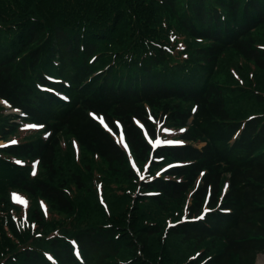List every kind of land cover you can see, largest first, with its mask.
Masks as SVG:
<instances>
[{"label":"trees","instance_id":"16d2710c","mask_svg":"<svg viewBox=\"0 0 264 264\" xmlns=\"http://www.w3.org/2000/svg\"><path fill=\"white\" fill-rule=\"evenodd\" d=\"M238 61L245 85L230 73ZM0 101L26 115L0 106V141L22 133L19 120L43 127L0 147V264H257L264 254V0H0ZM161 126L185 144L155 146L170 137ZM116 136L150 163L123 221L51 232L40 211L18 220L15 193L74 217L62 139L110 170L129 164ZM67 172L79 188L82 169ZM189 196L170 231L152 217ZM15 223L25 231L5 234ZM193 244L217 251L194 258L182 251Z\"/></svg>","mask_w":264,"mask_h":264},{"label":"rangeland","instance_id":"374dc122","mask_svg":"<svg viewBox=\"0 0 264 264\" xmlns=\"http://www.w3.org/2000/svg\"><path fill=\"white\" fill-rule=\"evenodd\" d=\"M241 61H238L239 65L231 64L229 69L234 79L238 80L240 84L245 85V82L239 73V67H242L241 65L245 63L244 61H242L243 63ZM249 67L251 69L249 77L253 78L255 77V71L252 66L249 65ZM248 104L242 105L241 109L246 111ZM0 106L6 108L7 105L5 106V104L0 101ZM8 112L11 113V110H8ZM160 124L161 123L158 124V127ZM21 131L22 133L18 132L16 134L17 137H13L11 140L7 139L5 141H0V147H9L10 145L16 144V142H25L26 138L31 135V133H25L26 129L24 127L21 128ZM160 133L162 135L168 133L170 137L168 139H163L161 137L155 146L162 145L165 142L170 143V140H178L179 138L178 131L175 132V130L172 129L168 130L165 126H161ZM37 137L48 138L47 133L45 135L39 133ZM116 140L129 155V164L123 167L110 168L109 170L107 164L99 157L91 156L84 152L82 148L78 146L75 139L71 138L70 141H67L63 138L60 144V153L58 155L59 167L63 171L61 178L71 182L67 190L69 198L75 203L76 215L74 217H69L59 214L49 203L42 199L32 201L24 194L15 193L12 195L11 200L16 206L21 207L24 212L18 220H22L23 222H33L30 221L31 214L34 211H40L48 221L46 224L51 232L56 230L57 225L63 221H73L74 224H80L79 228H84L86 225V222H84L85 220H99V222L106 226H109L114 222L123 221L127 205V197L132 190L134 176H138L139 179L147 178L149 176L147 170L150 163H139L132 154L131 149L127 146L123 137L116 138ZM67 155L73 157V161L66 163ZM34 163L36 165L32 168L33 171L37 170V165L39 166L38 162ZM68 167H79L82 169L83 173L80 172L78 174L81 179L79 188L77 186L78 182L76 178L72 180L69 176L67 172ZM125 169H127V171H124ZM161 172L162 171L156 172L155 174H160ZM110 176H113V179ZM192 202L193 198L189 196L181 208L175 211V214L170 212L160 213V211H156V213H152L151 215L154 217L160 214L161 216L168 218L166 228H169L170 231V228L176 224L171 217L177 214H181V217H184L183 213L188 212V207ZM131 204L133 203L131 202ZM171 209L172 208H168L167 211ZM127 224L128 222L126 221V225ZM17 227L18 228L10 226L9 229L4 230V233L14 235L15 230L18 232L20 231L19 227L21 230L25 231L21 226L17 225ZM174 238H172V240L176 242ZM182 251L195 258V255L197 256L201 252L209 251L210 254H213L217 251V247L193 244L190 247L182 249ZM261 257H264V254L259 255L257 264H264V261L262 263L259 262Z\"/></svg>","mask_w":264,"mask_h":264},{"label":"bare ground","instance_id":"6f19581e","mask_svg":"<svg viewBox=\"0 0 264 264\" xmlns=\"http://www.w3.org/2000/svg\"><path fill=\"white\" fill-rule=\"evenodd\" d=\"M263 261H264V257H261V258L259 259V262L262 263Z\"/></svg>","mask_w":264,"mask_h":264},{"label":"water","instance_id":"95a60500","mask_svg":"<svg viewBox=\"0 0 264 264\" xmlns=\"http://www.w3.org/2000/svg\"><path fill=\"white\" fill-rule=\"evenodd\" d=\"M257 262H258V260H257Z\"/></svg>","mask_w":264,"mask_h":264}]
</instances>
